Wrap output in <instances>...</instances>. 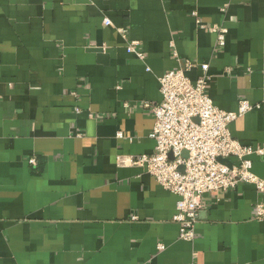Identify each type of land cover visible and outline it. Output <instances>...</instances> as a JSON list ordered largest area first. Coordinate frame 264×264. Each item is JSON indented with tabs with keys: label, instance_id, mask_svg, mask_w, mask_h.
<instances>
[{
	"label": "crops",
	"instance_id": "0c3cea01",
	"mask_svg": "<svg viewBox=\"0 0 264 264\" xmlns=\"http://www.w3.org/2000/svg\"><path fill=\"white\" fill-rule=\"evenodd\" d=\"M197 18L228 30L222 49ZM203 63L219 108L259 104L232 136L264 144V0H0V264H264L254 185L203 195L189 242L178 196L132 163L156 146L159 77Z\"/></svg>",
	"mask_w": 264,
	"mask_h": 264
},
{
	"label": "built area",
	"instance_id": "2783aa9c",
	"mask_svg": "<svg viewBox=\"0 0 264 264\" xmlns=\"http://www.w3.org/2000/svg\"><path fill=\"white\" fill-rule=\"evenodd\" d=\"M193 14L197 16L196 12ZM104 21L112 24L109 19ZM196 22L200 28L216 34L215 51L226 45L225 27L207 25L199 18ZM127 50L141 59L145 57L139 41L131 40ZM190 66L189 63L187 69ZM187 69H172L159 77L162 100L147 105L154 117L152 137L156 146L153 153L134 156L132 163L144 167L165 190L178 196L173 221L179 225V238L194 242L203 195L227 192L241 182L264 193V179L253 171L251 159L254 154L264 155V144L244 145L232 136L229 127L259 104L243 99L237 110H223L208 92L209 64L201 65L202 74L196 81L186 74ZM124 136L123 131H118V138ZM29 162L36 165L37 159L32 157ZM257 217H264L262 202L257 204ZM158 249H165V245L160 243ZM192 264H199L196 252Z\"/></svg>",
	"mask_w": 264,
	"mask_h": 264
},
{
	"label": "water",
	"instance_id": "95a60500",
	"mask_svg": "<svg viewBox=\"0 0 264 264\" xmlns=\"http://www.w3.org/2000/svg\"><path fill=\"white\" fill-rule=\"evenodd\" d=\"M91 51H94L98 54V57L103 60V62H107V59H108V54H105L104 53V49L102 47H93L91 49ZM184 156H187V152H184ZM222 162H226L228 163L229 165H231V161L228 160V159H221Z\"/></svg>",
	"mask_w": 264,
	"mask_h": 264
}]
</instances>
